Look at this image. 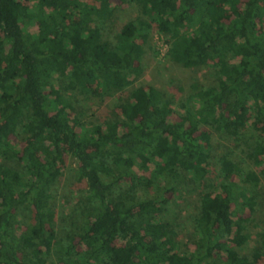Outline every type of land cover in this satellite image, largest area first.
<instances>
[{"label":"trees","instance_id":"16d2710c","mask_svg":"<svg viewBox=\"0 0 264 264\" xmlns=\"http://www.w3.org/2000/svg\"><path fill=\"white\" fill-rule=\"evenodd\" d=\"M127 6L137 15L116 28ZM153 34L173 63L210 66L216 85L195 82L182 101L138 85ZM117 93L102 125L73 105ZM248 125L257 135L245 157L259 172L211 151V131L233 140ZM261 180L264 0H0V264H259L264 233L242 254L238 202L252 212ZM163 183L197 191L192 248L178 247ZM67 192L74 206L60 217Z\"/></svg>","mask_w":264,"mask_h":264},{"label":"rangeland","instance_id":"374dc122","mask_svg":"<svg viewBox=\"0 0 264 264\" xmlns=\"http://www.w3.org/2000/svg\"><path fill=\"white\" fill-rule=\"evenodd\" d=\"M136 15V7L134 6H127L126 8L120 9V11L115 13L114 17V21L117 23L116 28H118L120 24L133 19ZM168 51L169 46L165 37L157 34L150 36L147 45H145V54L141 59L144 73L138 80V85L144 88L154 87L160 89L168 98H174L176 101H182L191 92V85L195 82L205 87L216 85L217 80L214 70L210 68V66L196 71L186 69L173 63L168 57ZM210 64L211 62L209 65ZM121 98H124V95L117 93L114 97L105 100L103 103L94 99L91 101L79 102L78 100L82 99L79 96L73 98V105L77 108V111L84 113L82 117L83 121L102 125L104 121L110 120L112 116L117 113V111H115V106L119 104V99ZM256 135L257 132L249 125L242 135L233 140L220 138L216 133L211 131V151L215 156L214 158L216 159L221 154L228 152L231 153L234 160L243 165L245 170H255L259 172V170L255 169L251 162L249 163L245 157L246 149L243 144L244 141H251ZM74 167L75 162L70 158H67L66 162L61 166L63 177L58 183L60 194L63 193L62 189L65 182L72 179ZM213 170L214 174L208 177V182L214 186H218L222 178L218 176L217 168L213 167ZM135 172L139 175L143 174V172L139 171L137 168ZM232 181L235 183L239 182L236 177H234ZM72 188L74 191H77L75 185ZM160 188L165 199L168 201L166 218L170 220L174 226L179 249L183 251L186 247L192 248L196 237L193 221L199 205L197 191L176 190L174 186L168 183H163ZM172 188L174 190H171ZM247 188L250 187L248 186ZM252 193L255 203L252 212L249 211L248 205L242 198H240L238 202V214L248 220L246 232L250 235V240L245 246L244 251L241 250L242 254L245 255H249L254 246L261 248L262 238L259 234L264 233V181L261 180L258 188ZM67 196L68 202L63 198H59L56 202L58 216L60 217L68 215L74 206V201H71L74 200V198H72L73 192L71 194L68 193ZM19 220L23 219L20 217ZM56 225V230L58 235H60L61 226H65L66 224H64L63 220L57 219ZM75 242H77V239ZM221 259H224V256H221ZM259 264H264V259H260Z\"/></svg>","mask_w":264,"mask_h":264}]
</instances>
